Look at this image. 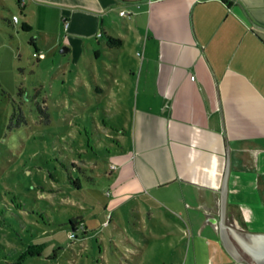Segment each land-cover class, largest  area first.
<instances>
[{"label":"crops","instance_id":"1","mask_svg":"<svg viewBox=\"0 0 264 264\" xmlns=\"http://www.w3.org/2000/svg\"><path fill=\"white\" fill-rule=\"evenodd\" d=\"M8 27L33 33L40 59L43 39L68 47L59 73L96 97L129 91L112 205L137 195L161 209L175 187L186 264H240L264 233V0H0V62L16 57Z\"/></svg>","mask_w":264,"mask_h":264},{"label":"rangeland","instance_id":"2","mask_svg":"<svg viewBox=\"0 0 264 264\" xmlns=\"http://www.w3.org/2000/svg\"><path fill=\"white\" fill-rule=\"evenodd\" d=\"M8 28L15 32L7 37L16 57L7 53L0 62V264L20 261L35 242L48 246L21 264H186L183 235L192 234L186 215L173 210L186 209L175 187L158 194L167 200L161 209L137 195L112 205L115 195L108 194L116 179L112 152L118 140L130 147L123 137L130 134L129 91L124 101L96 97L93 88L80 85L76 71L59 73L67 59L60 46L53 51L43 39L48 57L40 59L33 33ZM104 68L99 60L98 71ZM44 99L50 121L37 108ZM21 110L28 121L17 125ZM74 217L82 218L87 232L79 227V236L71 237ZM246 259L252 260L248 253Z\"/></svg>","mask_w":264,"mask_h":264},{"label":"trees","instance_id":"3","mask_svg":"<svg viewBox=\"0 0 264 264\" xmlns=\"http://www.w3.org/2000/svg\"><path fill=\"white\" fill-rule=\"evenodd\" d=\"M44 101H45V103H41V102L37 101L36 102L37 108H38L39 112L44 116V119L46 121H50V113L48 112V109H47L46 100L44 99ZM16 115H17V113L14 112L13 118L16 117ZM18 116H19V121H18L17 125H21V124L27 123V121H28L27 120V116L22 110H21V112H20V114ZM70 224H71V227H72V232L71 233L75 232L77 236H79V234H78L79 227H81L84 230L85 233L87 232V230L85 228L86 224L84 223V221L82 220L81 217L72 218L70 220ZM47 246H48L47 242H35V243L31 244L21 254L20 261L16 262L15 264H21L22 261L24 259L28 258V256H30V255H32V256H35V255L40 256V255H42V253L47 248Z\"/></svg>","mask_w":264,"mask_h":264},{"label":"water","instance_id":"4","mask_svg":"<svg viewBox=\"0 0 264 264\" xmlns=\"http://www.w3.org/2000/svg\"><path fill=\"white\" fill-rule=\"evenodd\" d=\"M67 50L68 47H64L61 51ZM245 247L259 264H264V233L248 235Z\"/></svg>","mask_w":264,"mask_h":264},{"label":"flooded vegetation","instance_id":"5","mask_svg":"<svg viewBox=\"0 0 264 264\" xmlns=\"http://www.w3.org/2000/svg\"><path fill=\"white\" fill-rule=\"evenodd\" d=\"M247 253L251 257V259H252L251 261H249L248 259H246V254ZM241 263H243V264H259L257 262V260H255L254 257L251 255V253H249L248 251L245 252V256H244V258H243V260H242Z\"/></svg>","mask_w":264,"mask_h":264},{"label":"built area","instance_id":"6","mask_svg":"<svg viewBox=\"0 0 264 264\" xmlns=\"http://www.w3.org/2000/svg\"><path fill=\"white\" fill-rule=\"evenodd\" d=\"M121 14H122V15H128L127 12H126L125 10H122V11H121ZM14 19L17 20V16H16V15L14 16ZM100 35H102V33H100ZM139 54L142 55L141 52H139ZM35 56L43 57V55H41V54L38 53V52H35ZM75 235H76L75 232L71 233V236H75Z\"/></svg>","mask_w":264,"mask_h":264}]
</instances>
